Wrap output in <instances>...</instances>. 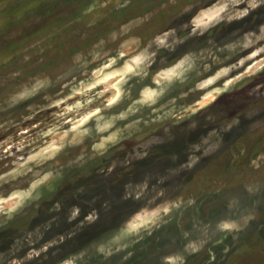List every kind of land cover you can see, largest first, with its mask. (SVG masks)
<instances>
[{
	"label": "clouds",
	"instance_id": "1",
	"mask_svg": "<svg viewBox=\"0 0 264 264\" xmlns=\"http://www.w3.org/2000/svg\"><path fill=\"white\" fill-rule=\"evenodd\" d=\"M129 3L131 0H125L124 6ZM169 3L175 4L176 0H169ZM114 6L119 9L120 0H115ZM262 6L264 0H194L185 6L184 11L190 15L179 28L156 32L147 42L130 33L148 22L152 13L138 16L122 24L119 32L110 33V42L117 45L113 51L107 54L93 51L88 58L76 53L73 63L80 66V76L72 75L77 71L73 67L56 76L59 91L49 92L53 87L51 77H34L30 87L21 85L0 100V133L15 129L14 135L0 140V161H8L0 167V227L10 224L34 205L38 206L46 192H56V184L63 180L66 171L84 168L125 142H133L130 152L123 160H113L106 170L99 168L98 175H110L117 166L129 164L130 158L144 159L148 149L164 143L161 136L146 131L154 126L162 127L164 135H168L183 119L200 112L206 113L208 123H214L209 110L217 99L264 72V23L258 24L256 30H233L234 38L223 44L209 38V47L186 50L179 55H176L177 49L191 39L205 37L222 23L231 25L244 21ZM167 7V3L161 4V8ZM95 9L96 4H91L86 13ZM180 32L186 35L181 36ZM106 43L108 41L101 39L93 49ZM161 52L167 54L160 55ZM219 56H223V63L219 62ZM261 88L264 84L256 85L248 95H264ZM189 96L192 97L190 101ZM37 97L44 103H29ZM20 106L25 108V113L18 119L5 118L4 114ZM42 112H50L46 121L24 126ZM231 127L211 128L202 138V144L208 145L209 137L229 131ZM191 147L197 153L202 150L201 144ZM69 153L72 154L67 155ZM203 155H208L207 148L203 149ZM260 159L252 160L251 167L259 168ZM199 160V155L190 153L181 168L192 169ZM166 179L161 177L158 183L163 186ZM132 187L125 185L122 198L142 201L149 191L150 181L146 178L130 192ZM243 190L252 196L259 192V187L245 184ZM84 191L83 186L76 189L78 194ZM160 196L161 193H156L149 197L148 202L154 205L151 210L142 205L113 235L96 244L95 254L108 260L125 251L130 244L144 239L145 234L150 236L154 230L170 223L173 213L179 212L184 202L156 203ZM194 203L192 199L187 200L188 206ZM101 208L109 210L108 202L105 201ZM62 211L63 205L57 200L48 209V220L32 229H22L12 238L8 249L0 251V264H33L42 257L47 259L50 249L72 239L76 235L74 230L45 241L46 233L57 223L56 214ZM82 211L79 204L68 209L66 222L74 229L95 225L100 219V209L96 207L89 206L83 216ZM227 212L214 225L206 226L213 229L212 235L218 234L221 238L233 235L235 238V234L243 230L248 214L239 197L229 200ZM182 237L186 241L183 251L189 254L199 252L211 239L207 230L201 237L192 238L188 231L183 232ZM87 255L86 250L70 253L57 264H87ZM123 259L127 260L128 256ZM161 264H184V256L181 252L169 253L161 257Z\"/></svg>",
	"mask_w": 264,
	"mask_h": 264
},
{
	"label": "rangeland",
	"instance_id": "2",
	"mask_svg": "<svg viewBox=\"0 0 264 264\" xmlns=\"http://www.w3.org/2000/svg\"><path fill=\"white\" fill-rule=\"evenodd\" d=\"M191 2L194 0H176L175 4L169 0H131L125 7V0H120L121 7L117 9L115 0H0V100L21 85L30 87L34 77H51L53 87L49 92L54 94L60 89L56 76L69 67L77 69L72 75L79 78L80 66L73 63L76 53H83L84 58H88L93 51L102 54L113 51L117 45L110 42V33L119 32L122 24L147 13H152L151 19L141 27L133 28L130 35L147 42L156 32L169 27L179 28L190 15L184 9ZM165 3L168 7L161 8ZM91 4H96V9L86 13ZM260 23H264V6L244 21L231 25L222 23L205 37L187 41L177 49L176 55L209 47V38L223 44L234 38L231 35L233 30H256ZM179 34L186 35L185 32ZM101 39L108 43L93 49ZM218 59L220 63L224 62L223 56ZM258 84H264V72L219 97L209 110L214 123H208L206 113L200 112L183 119L168 135H164L160 126L146 130L161 136L164 143L153 145L144 159L130 158L129 164L117 166L110 175H98L97 170H106L113 160H123L133 147L132 141L113 149L106 157L90 161L84 168L66 171L63 180L56 184V192H46L38 206L34 205L10 224L0 227V251H6L12 238L22 229H32L48 220V209L59 200L63 211L56 214L57 223L46 233L45 241L70 230L76 235L50 249L47 259L42 257L33 264H57L60 258L82 250L88 253L85 257L87 264H161V257L173 252L183 254L184 264H264V95H248ZM260 92L264 93V88ZM191 99L189 96L188 101ZM29 103L40 105L44 101L37 97ZM24 113L25 108L20 106L4 116L18 119ZM49 116L50 112H42L24 126L46 121ZM228 125L232 126L229 131H220L209 137L208 145L202 144V138L211 128L219 130ZM14 132L15 129H11L0 133V140L8 139ZM192 144H201V152H195ZM204 148L208 149L206 156L203 155ZM190 153L199 155V162L192 169L181 168ZM258 157L261 158L258 161L260 167H251V161ZM63 159L61 157V161ZM4 163L8 161H0V167ZM161 177L167 178L163 186L158 183ZM146 178L150 181V188L142 201L122 198L125 185H133L129 191L134 192L135 185ZM245 184L257 185L259 192L249 196L243 190ZM81 186L85 191L78 194L76 189ZM156 193H161L156 203L180 200L184 207L173 213L170 223L154 230L150 236L145 234L144 239L130 244L125 251L108 260L97 256L95 245L113 235L121 223L142 205L151 210L154 205L148 200ZM233 197H239L247 210V223L235 238L233 235L226 238L212 235L213 229L206 226L214 225L228 214L227 205ZM188 199L195 203L188 206ZM105 201L109 210L101 208ZM73 204L81 206V216L89 206L100 209V219L95 225L74 229L66 222L68 209ZM205 230L211 239L201 250L193 254L184 252L186 241L182 233L188 231L192 238H197ZM124 256L128 259L124 260Z\"/></svg>",
	"mask_w": 264,
	"mask_h": 264
}]
</instances>
